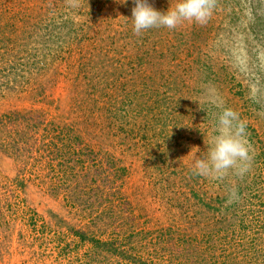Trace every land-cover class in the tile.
Returning <instances> with one entry per match:
<instances>
[{"label":"rangeland","instance_id":"rangeland-1","mask_svg":"<svg viewBox=\"0 0 264 264\" xmlns=\"http://www.w3.org/2000/svg\"><path fill=\"white\" fill-rule=\"evenodd\" d=\"M214 5L137 36L134 0H0V264H264V0ZM207 87L247 121L243 178L184 156Z\"/></svg>","mask_w":264,"mask_h":264},{"label":"clouds","instance_id":"clouds-1","mask_svg":"<svg viewBox=\"0 0 264 264\" xmlns=\"http://www.w3.org/2000/svg\"><path fill=\"white\" fill-rule=\"evenodd\" d=\"M119 2L126 4L128 0ZM214 6V0H175L174 6L161 11L149 0H134L129 18L134 34L139 36L154 27L175 29L185 21L202 25L212 15ZM195 101L200 108L208 110L212 107L216 113L210 139L204 141L206 148L201 150L199 146H193L184 155L190 157L191 171L213 181L228 177L243 178L251 169L254 155L247 138V121L240 117L238 111L226 106L225 100L214 87H207ZM194 148L196 151H193ZM238 198L233 185L228 191L227 203Z\"/></svg>","mask_w":264,"mask_h":264}]
</instances>
